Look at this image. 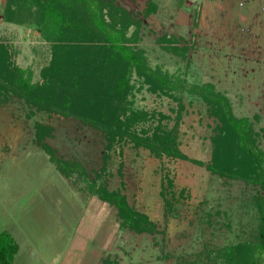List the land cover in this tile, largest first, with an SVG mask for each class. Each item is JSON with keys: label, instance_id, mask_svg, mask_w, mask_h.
I'll list each match as a JSON object with an SVG mask.
<instances>
[{"label": "rangeland", "instance_id": "374dc122", "mask_svg": "<svg viewBox=\"0 0 264 264\" xmlns=\"http://www.w3.org/2000/svg\"><path fill=\"white\" fill-rule=\"evenodd\" d=\"M116 1L141 22L140 48L150 67L190 85L212 84L235 117L254 124L264 151V0ZM5 3L0 0V41L13 47L18 67L31 69L37 81L48 46L34 31L4 21ZM151 4L156 11L146 16ZM164 36L193 47L189 65L158 47ZM132 83L140 89L130 98L135 108L154 118L177 110L176 102L150 93L135 74ZM184 103L179 149L189 161L153 158L129 145L106 152L105 140L89 127L37 113L18 97L1 105L0 233L17 241V264H206L207 253L251 239L259 225L256 190L207 170L217 124L203 102L184 95ZM37 122L54 129L47 142L60 157L82 163L93 179L106 168L99 183L124 196L156 232L123 229L115 206L92 195L79 177L61 175L34 143ZM156 125L151 119L139 130Z\"/></svg>", "mask_w": 264, "mask_h": 264}, {"label": "trees", "instance_id": "16d2710c", "mask_svg": "<svg viewBox=\"0 0 264 264\" xmlns=\"http://www.w3.org/2000/svg\"><path fill=\"white\" fill-rule=\"evenodd\" d=\"M155 11L151 4L146 16ZM195 13L199 16L200 9ZM3 19L34 31L46 42L49 60L35 81L31 69L16 64L13 47L0 41V106L10 97H18L37 113L89 127L105 140L106 152H122L129 145L149 151L153 158L189 161L179 149L184 95L203 102L217 124L207 170L256 190L252 203L259 214L257 232L251 239L207 253L206 264H264V151L258 146L254 124L235 117L228 98L212 84L190 85L180 76L152 69L140 48L141 22L116 0H6ZM157 44L165 53L190 64L193 47L185 40L164 36ZM133 74L150 93L176 102L178 108L172 116L158 113L154 118L135 108L130 99L136 90ZM151 119L156 127L139 130ZM170 122L174 124L170 126ZM34 128V143L57 171L68 179L79 177L92 195L115 206L123 229L138 234L156 232L149 218L130 208L124 196L99 183L106 168L93 179L82 163L60 157L48 144L47 139L54 137L52 127L37 122ZM18 252L15 238L7 231L0 233V264H17Z\"/></svg>", "mask_w": 264, "mask_h": 264}]
</instances>
